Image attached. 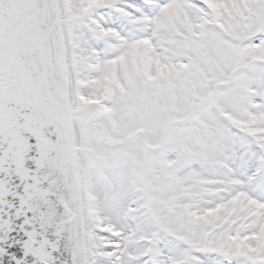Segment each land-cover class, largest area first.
<instances>
[{"label": "snow or ice", "instance_id": "snow-or-ice-1", "mask_svg": "<svg viewBox=\"0 0 264 264\" xmlns=\"http://www.w3.org/2000/svg\"><path fill=\"white\" fill-rule=\"evenodd\" d=\"M0 264H264V0H0Z\"/></svg>", "mask_w": 264, "mask_h": 264}]
</instances>
